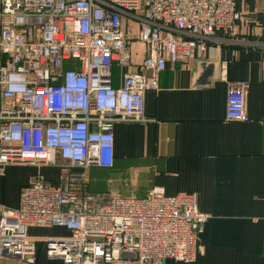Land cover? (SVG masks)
<instances>
[{"label": "built area", "instance_id": "built-area-1", "mask_svg": "<svg viewBox=\"0 0 264 264\" xmlns=\"http://www.w3.org/2000/svg\"><path fill=\"white\" fill-rule=\"evenodd\" d=\"M247 14L235 0H0V179L8 165L58 170L53 183L22 186L16 208L0 205V258L35 264L41 250L66 264L194 262L210 218L196 194H94L84 170L112 167L115 124L148 122L144 96L167 62L203 58ZM226 73L220 62L224 119L246 123L249 86ZM29 227L68 234L33 238Z\"/></svg>", "mask_w": 264, "mask_h": 264}, {"label": "crops", "instance_id": "crops-1", "mask_svg": "<svg viewBox=\"0 0 264 264\" xmlns=\"http://www.w3.org/2000/svg\"><path fill=\"white\" fill-rule=\"evenodd\" d=\"M235 4L248 12L235 35L218 34L201 59L167 62L158 89L144 96L148 122L115 124L112 167L84 170L94 194L144 198L161 187L167 196H198L200 212L210 216L198 239V255L191 263L164 264H264V0ZM220 62L226 63L229 83L249 86L246 123L224 119L228 86L218 78ZM119 73L115 68L114 87ZM19 189L10 205H2L16 208ZM36 229L29 227L28 235L68 234L48 228L54 232L38 236ZM0 264L22 263L0 258ZM35 264L66 263L49 260L40 250Z\"/></svg>", "mask_w": 264, "mask_h": 264}, {"label": "rangeland", "instance_id": "rangeland-1", "mask_svg": "<svg viewBox=\"0 0 264 264\" xmlns=\"http://www.w3.org/2000/svg\"><path fill=\"white\" fill-rule=\"evenodd\" d=\"M35 177L42 180H57L58 170L54 166H42L38 169L30 165H8L5 168L4 178L1 180L2 184H0V205L2 203L6 206L10 205L21 185L29 179L33 180ZM36 231L38 236L54 232L52 229L43 227H38Z\"/></svg>", "mask_w": 264, "mask_h": 264}, {"label": "water", "instance_id": "water-1", "mask_svg": "<svg viewBox=\"0 0 264 264\" xmlns=\"http://www.w3.org/2000/svg\"><path fill=\"white\" fill-rule=\"evenodd\" d=\"M211 68L213 69L214 67H213V66H211ZM211 68L209 69V73H208V74H210V72L212 71V70H211Z\"/></svg>", "mask_w": 264, "mask_h": 264}]
</instances>
